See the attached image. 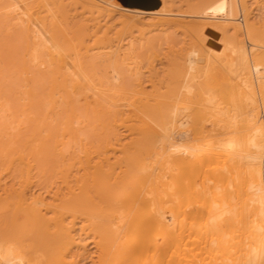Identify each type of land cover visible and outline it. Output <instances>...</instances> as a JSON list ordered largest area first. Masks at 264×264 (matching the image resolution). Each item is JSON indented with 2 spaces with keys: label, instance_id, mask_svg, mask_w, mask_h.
<instances>
[{
  "label": "bare ground",
  "instance_id": "bare-ground-1",
  "mask_svg": "<svg viewBox=\"0 0 264 264\" xmlns=\"http://www.w3.org/2000/svg\"><path fill=\"white\" fill-rule=\"evenodd\" d=\"M121 2L93 0V5L106 9L110 15L117 12L129 28L155 15L175 22L187 16L196 17L200 25L191 29L195 30L193 33L198 32L196 35L205 46L202 51L207 53V67L217 62L235 66L241 90L222 107L213 95L206 99L214 104L210 110L204 105L191 111L187 93H192L191 81L197 76L193 71L198 68L199 48L191 47L183 53L182 82H177L175 87L165 80L155 82L152 73L148 75L152 77V88L148 91L143 85L145 72L133 35L121 37L114 44L113 40L107 41L106 32V39L101 35L100 40L94 39L99 40L96 46L88 45L91 24H83L85 20L72 31L67 28L68 17H60L48 5L35 9L27 5L29 0H0V16L5 15L12 27L19 30L23 27L26 45L21 71L30 75L28 81L31 79L34 83L43 67H50L47 102L53 114L62 113L54 116L49 111L51 118L83 109L82 114L91 116L95 122L94 128L100 124L106 131V136L99 140L100 148L91 151L83 145L84 140L77 152L72 149L75 153L69 156L74 160L72 163L66 164L55 153L49 154L53 162L60 159L61 166L68 165L64 169L58 166L56 170L54 165L58 162L53 165V171L60 170L59 178L66 189L61 191L58 186L53 203H48L45 197L51 190L37 195L32 192L33 165L25 155L31 153L38 163L35 157L41 159L49 150L56 151L59 145L68 146L67 129L73 135L81 130L80 127L73 130L71 124L76 111L68 114L74 116L66 119L70 126L66 120L61 121L65 125L62 129L50 123L53 131L45 132L48 134L45 140L37 142L43 135L39 138L38 134H30L32 139L26 140L29 142L26 148L23 146L26 141L20 139L22 136L16 138L19 133L15 131L13 138L11 134L2 136L3 142L0 136L3 148L0 150L6 149L7 153L6 161H2L8 168H15L19 175L18 186L1 189L3 184H0L3 191L0 205L11 206L10 223L23 228L17 235L10 231V240H0V264H264V7L260 5L261 0L255 1L260 5L254 10L255 19L258 17L255 23L248 22L246 0ZM231 27L240 30V41L229 34ZM94 32L96 36L97 31ZM95 50L105 51V58L111 63L110 75L95 79L88 73L85 59ZM35 91L34 86H24V100H33ZM79 98L84 99L81 105L77 103ZM26 101L23 104L30 103ZM3 106L0 107V129L14 130L13 120L11 124L6 121L10 115ZM21 110L22 114H17L23 116L20 118L25 123L28 116ZM20 118L17 120L22 123ZM90 118L86 120L91 125ZM208 120L212 124L210 130L204 124ZM33 121L38 122V118ZM86 128L83 129L86 131ZM121 128L135 136L131 134L130 141H122ZM32 130L38 129L35 126ZM80 136L74 137L75 140ZM49 139L53 142L52 149ZM61 151L59 156L63 157L65 153ZM191 236L198 250L190 246Z\"/></svg>",
  "mask_w": 264,
  "mask_h": 264
},
{
  "label": "rangeland",
  "instance_id": "rangeland-1",
  "mask_svg": "<svg viewBox=\"0 0 264 264\" xmlns=\"http://www.w3.org/2000/svg\"><path fill=\"white\" fill-rule=\"evenodd\" d=\"M87 1L88 0H29V4L30 5L29 4H27V5L30 6V7L33 6L34 8L36 6H39V5H48L52 10H54L55 13L57 12L56 14H58L60 17L61 16H64L65 18L68 17L67 18V22H68L67 24H69V25H67V28L72 30V31L75 30L77 24L79 25L80 22L85 20L84 22H82L83 24H87L88 26H90V24H91V31H89V33L91 32V39L87 38L88 42L86 41V43H88V45H92L93 44L92 46H96L98 44L97 42H99V40H100L99 37L101 35L105 36L107 34V37H108L107 41L109 42V41L113 40L114 44L117 43V41H119L122 38H127V37H130V36L133 35V37L136 38L135 46L137 48H139L141 65L143 66V71L145 72V76L143 78L145 82H144L143 85L147 88L146 90H148V91H149V89L151 90V88H152L151 87L152 83L150 81V79H152V77L149 78L148 75H151L153 73L154 81L155 80H157V81L158 80H165L168 83L171 82V83H169L170 86L172 85V87H175L177 82H179L181 80L183 81V79H184V78L181 79L183 77V76H181L182 75V71H181L182 70L181 69V65L182 64L181 63L183 62V60H182L183 53H185V51H187L191 47L199 48L201 53L204 52L202 50L205 49V46H203V43L200 41L199 37L197 36V35H199L198 32L193 33V31H195V30H193V29H195V26L196 25H200L199 20H197L196 17H195V19H191L194 16H191V17L187 16L185 18L183 17V18H181V21L179 20V22H175V21H173V20H171L169 18H164L163 16H158V15L156 16L155 15L152 18L150 17L148 19L147 18L143 19L142 23H140L137 27L129 28V27H126L125 24L122 23L121 17H120V15L117 12L112 13L111 14L112 17H111L109 12L105 11L106 9L100 8L99 5H93L94 4L93 0H90L92 2H90V1L87 2ZM116 1H118L121 4H123L121 2V0H116ZM255 1L256 0H246V9H247L246 10V13H247L246 16L247 15L249 16V17H247V19L249 18V20H248L249 23H255V20L258 18V17H256V19H255V12L257 10V9L255 10V7L256 6L260 7V5H262L264 7V0H261L260 5H258V3H256ZM253 2H254V4H253ZM252 4H253V7L251 6ZM89 5H91V6H89ZM90 8L92 9V11H91ZM95 8H97L99 11L97 9L95 10ZM249 8H250V10H249ZM185 10H186V13L191 12V11H188L189 9H185ZM254 10H255V12H254ZM262 11L264 12V8L262 9ZM250 12L253 13L254 15L251 14ZM44 13H46V11H44L42 14H44ZM89 13H90L91 16L88 15ZM106 13H107V15H106ZM87 15H88L89 18L87 17ZM108 15H110V17ZM4 17H6V16L5 15L0 16V88H1L0 89L1 90L0 91V97H1L0 98V107L3 104L4 105L3 107L7 108L5 113L10 115L11 117L7 115L10 119L8 117H6L7 120H6V118L4 120L9 122L10 124L12 123L10 121L13 120V125H11V126H12V128H14V130H10V128L8 130H6V132H8L7 133L8 136H7V135H3L4 133L6 134V132H4V131H2L0 129V131H1L0 132V136L2 138V142H3V139H4L3 137L4 136L10 137V136H12V134L15 135L16 133H19L18 137L16 135V138H20L22 136V138H20V139L25 140V141L32 139V136H30V134L31 135L34 134V136L36 134H38L39 138H41V136L43 135L44 137L42 136L41 140H37V142L38 141L39 142L43 141V139L44 140L46 139V136L50 133V131H53L52 127H53L54 124H56L55 126H57V127L59 126L58 128L62 129L61 127L63 125V122L61 123V121H63V120H64V122L68 121V120H66L67 117L69 118V116H71V115H68V114H73L75 111H76L75 115H74L75 117L71 116L72 118L74 117V119H70L69 118L70 120H73V122L72 121H70V122H72L71 124H72V126H74L73 130H75V127H76V129H78L79 127L81 128V130H79L80 128L78 129L79 131H77V133L74 134L75 135L74 136L73 133L70 132L71 130L67 127L68 129L67 128L66 129L69 132L65 129L67 131V133H68V134L66 133V135H65V136H67V139H66L67 142L66 143L69 142L68 140H70V142L72 141L73 143L69 142L71 147H70L69 144H68L69 147L67 145H66L67 146L66 147L63 144L59 145L58 149L55 148L56 151L57 150L59 151V153L56 152L55 150L54 151L52 150L53 152L51 150H49V153H47V155L43 156V157H45L44 160L42 159L43 157L42 158L40 157L41 159H38V158L35 157V159L37 160L38 163L34 162L35 160H33V158H34L33 155H30L31 153L29 155H27V152H26L25 156L26 157L28 156L30 164L33 165L32 166L33 169H32V172H31V175H33L31 184H32L34 189L32 188V192H35V194L37 195V193H39V192H43L45 190H49V191L51 190L49 192V194L45 193V197L47 198L46 201L48 203H53L56 200L55 199L53 201V198H55V197H53L54 196L53 194L55 192H57L58 186L62 188L61 191H64V190L66 191V189L64 187L65 185L63 183H61V180L59 178L60 177V175H59V171L60 170L53 171V169L55 167H57V168L54 169V170H56L61 165H63V163L61 164V161L63 162V160H64V163H66V164L69 163V161L70 162L71 161L74 162V160H72V158L69 157L72 154H75L72 149H74V151L77 152L81 148L80 147V143L82 141H84V140L85 141H84L83 145L86 144L88 146V148H90L91 151H93V150H95L97 148H100L99 144H101V142L99 140L101 138H103V136H106L105 135L106 131L103 130V128L100 126V124H99L100 129L96 128V127H99V126H96L94 128V126H92V125H94L95 122L91 121V120H93L92 118H90L91 116L90 117L87 116L86 113H84L85 115L82 114L83 109H82V111H81V109H75L74 112L70 111V112H68V114L66 116L63 114L64 117L63 116L62 117H59V116L58 117H54L56 115H62V113L61 114H56V115L53 114L54 112L51 111V107L49 106V104L47 102L49 100V96H48V94L46 95V93L49 91V85H50V82H49V80H50V77H49L50 76V72H49L50 67L49 66H46V67L44 66L42 71L39 72L40 75H38V77L42 78V79L39 80V78H38V80H35L37 82V84L35 83V81L33 83V81L31 79L28 81V78H29L30 75L29 74H25V73L23 74V72L21 71L22 70L21 68H23V65L21 63V59H22V57H24V46L26 45V41H24L25 40V38H24L25 36L23 34V27H20V30L17 27L16 28L12 27L13 25L11 24V21H9L7 18H4ZM85 17H87V18H85ZM167 20H169V22ZM261 20H263V18ZM82 23H80V24H82ZM258 24L255 25V26H258ZM192 25H194V26H192ZM93 26H95V27H93ZM191 28H193V29H191ZM232 28L233 27L230 28L231 29L230 31H232V32H229V34L235 38V41H237L236 39H238V41H240L239 40V39H241L240 30L237 29V27L235 29L234 28L232 29ZM20 31L22 32L21 35L18 34V33H20ZM94 31H97L96 32V36L93 35L95 33ZM106 32H108V33H106ZM102 36H101V38H102ZM237 36H239V37H237ZM107 37L105 36L104 38L106 39ZM94 39H99V40L98 41H94ZM105 39H104V41H106ZM104 41H102V42H104ZM107 41H106V43H107ZM100 45L101 44H99L98 46H100ZM140 48H141V50H140ZM95 51H93V53L90 52L91 53V57L85 59L86 62L84 64H85V66H88L87 67L88 73L93 75V78H95V79L99 78V77H106V76L110 75V71H111V66L110 65H111V63H109V61L107 62V60L105 58V51H101V50L100 51H96V52ZM201 53L199 55L200 59L198 57V68H197V70L193 71V74H195L197 76H196L195 79H193L191 81V84L193 85V88H192V91H191L192 93H187V96L189 97L188 100L190 101V105H192L191 111H195L196 109H199V108H201V106H204V105H206L208 107L207 110H210L214 104L211 103V102H208L206 99H209L210 96H213V95L215 96V100L218 101V103H220L221 104L220 106L222 107V106H224L227 103L229 97L238 95V91H240L241 87H242L241 84H240L241 81H239L240 80V76H238V71L235 70V68H234L235 66L233 67V66H230L228 64L227 65H225V64L223 65V64L217 62V63H215V65L213 67L212 66L207 67V60H206L207 59V56H206L207 53H203V55ZM44 58H45V56H44ZM202 61H203V63H202ZM108 65L110 66V68H109ZM105 66H107V67H105ZM211 68H214V69H211ZM20 71L22 73H20ZM61 71H65V70H61ZM155 71H157V73H154ZM107 73H109V74H107ZM235 75H236V77H235ZM40 76H42V77H40ZM47 78H49V79H47ZM263 79H264V74H263ZM237 81H238V83L239 82L240 83L238 84ZM38 82H40L41 84L38 83ZM118 84H120V86L122 85L121 82H119ZM26 85L27 86H34V88H36L35 93L37 95H35L33 97L34 98L33 100L32 99H28V101H26V100H24V99H26L25 96L23 98L24 86H26ZM164 89H163V91L167 90V89H165V90ZM183 91L186 92L184 89H183ZM206 91H207V93H206ZM3 100H5V101L3 102ZM204 100H206V101H204ZM22 101L23 102H25V101L29 102L30 101L31 104L27 103V105H26L24 103L25 104L24 105ZM21 102H22V106H21ZM82 102H84V99L83 98H79L77 103L81 105ZM201 102L203 103V105H201ZM45 103H47V104L45 105ZM19 104H20V106H19ZM16 105H17V107H16ZM24 106H26V107H24ZM43 106L45 108H43ZM20 107L21 108H26V111L23 110V109L21 110ZM36 107H37V109H36ZM10 108H11V110H10ZM46 108H47V110H46ZM48 108H49V110H48ZM15 110L17 111L18 114H19L20 110L23 111V112H26L25 114L23 113V115H27L30 118H28L26 116L27 117L26 120L23 119V120H25V123H24V121H22L21 118H20V117H23V116L22 115L19 116L15 112ZM201 110H202L203 113L206 112L205 109H201ZM49 111L51 112L50 114L54 115L52 118H51V115H49ZM30 112L34 113L35 115L31 114ZM5 113L3 115H6ZM13 113L17 114L16 115L17 117ZM20 114H22V112H20ZM43 115L45 117H43ZM47 115H49L50 118H48ZM12 116L14 118H16V119L14 120ZM40 116H42L45 120H43V118L40 117ZM35 117L38 118V122H36V123H34V121H33ZM85 117L90 118V122H92L91 125L89 124V121L87 123L86 119H88V118L85 119ZM191 117H193V116H190V118ZM206 117H207V115H206ZM17 118L18 119L20 118L22 123L20 121H18ZM84 119H85V121H84ZM191 120H192V118H191ZM31 121H33V122H31ZM83 121H84V123H83ZM17 122H19L20 125H18ZM46 123H47L48 126L46 125ZM50 123H51L52 127H50L51 126ZM68 124L69 125H67V126H70L69 121H68ZM204 124H206L207 129H209V130L212 129V124H211L210 120L204 121ZM29 125H30V127L28 128ZM81 125H83L84 127L81 126ZM95 125H97V124H95ZM16 126H19L18 127L19 132H17L18 129H17ZM35 126H36V128L38 130H32V127L35 128ZM64 126L65 125H63V127ZM38 127H40V128H38ZM83 128H86V131L91 128L89 130V131L92 130L91 133H89L87 131L90 134V135H88L89 137H87L86 134H88V133H85L86 131ZM92 128H94V129H92ZM28 129L29 130L31 129V130L26 132V130H28ZM157 129L159 130L158 127H157ZM63 130H64V128H63ZM101 130H103V131H101ZM11 131H12V133H10ZM13 131H15L16 133L14 134ZM32 131H35V132L32 133ZM45 132H47L48 134H45ZM130 132L128 130L124 129V128H121L119 136H121L122 141H124V140L130 141L131 140L130 138L135 136L134 134H132ZM95 133H97V135ZM98 133H99V135H98ZM192 133L193 132L191 131L190 134H192ZM9 134H11V135L9 136ZM27 134L31 138L29 136H26ZM80 135L81 136L85 135V136H83L85 138L83 139ZM92 135L95 136V137H93ZM25 136H26V138H25ZM76 136L77 137L80 136L79 137L80 139L82 138L81 141H79V143L76 142V141H78L80 139L76 138L77 140H75V138H74ZM96 136H98L99 138L96 137ZM13 137H15V136H12L11 138H13ZM27 137H29L30 139H28ZM68 137H69V139H68ZM91 137H93V138H91ZM86 138H88V140L90 141L91 144H88V141H87ZM73 139H74V141H73ZM157 139H159V138H157ZM210 139H211V137H210ZM22 140H20V142ZM91 140H95V141L91 142ZM25 141H22V143L25 142ZM96 142H97V144H95ZM27 143H29V142L26 141L25 145H23L25 148L28 145ZM30 143L32 144L33 141L30 142ZM34 143H36V141H34ZM48 143H49V145L51 144L50 146H51V149H52L53 148L52 147V145H53L52 140H50ZM66 143H65V138H64V144H66ZM0 144H2V143H0ZM31 144H29V146ZM74 144H79V146H77V145L74 146ZM159 144L161 145V143H159ZM59 147H61L60 149H63L64 147H66V148H68L67 149L68 151L67 152L64 151V150L61 151V150H59ZM66 148H64V149L66 150ZM2 149L3 148H1V150ZM1 150H0V180H1L0 184L1 185L3 184V185L2 186L0 185V186H1V189L2 188L5 189V188H10L14 184L16 186L19 183V175H18V172L15 170V168H8V164L7 163H6L7 167H5L6 164L4 162L6 161L5 156H7V153L5 151L6 149L3 150V151H1ZM26 150L27 149H25V151ZM30 150H31V148L28 149L29 152H30ZM60 151L64 152L67 155L66 156L64 154V156L69 159V160L66 159L68 161H65V157L63 155H62L63 157L59 156L60 155ZM53 153L58 155L57 157L62 158L61 161H59L60 159H57V158L54 157L55 158L54 160L57 159L56 160L58 162L57 166L54 165V164H56L55 163L56 161L53 162L50 159L51 155H49V154H53ZM70 153H72V154L70 155ZM118 154H119V152H118ZM8 155H9V153H8ZM46 156L48 158H46ZM71 157H73V155ZM45 159H48V160L45 161ZM2 162L4 163V165H3ZM34 164H36L37 166H35ZM53 165H54V168H53ZM67 166H65V165L61 166L59 169H64ZM38 167L39 168L41 167V169L38 170L37 169ZM72 169H75V168H72ZM12 177H14L16 179H14ZM1 189H0V194L3 193V191ZM58 193H61V192H58ZM10 210H11V206H8L6 204H1L0 205V224H2V225H0V229H1L0 230V234H1L0 240L5 239V242H6V240H10L11 239L10 238L11 237V233H9L10 231H12L13 233H15L17 235V233L18 234L21 233V228H22V227L18 228L16 226L17 224L16 225H12L10 223L11 222V221H9L10 217L8 216L10 214ZM5 214H7L6 217H5ZM3 218H4V220H3ZM8 224L14 230L10 226H8ZM6 234H7V236L4 237V235H6ZM2 237H4V238H2ZM8 237H9V239H8ZM195 237L196 236H194V239H195ZM192 238H193V236H191L189 238L190 246H193L194 248H196V243L193 242ZM197 243H199L198 240H197ZM92 250H94V249H92ZM196 250H198V249L196 248ZM176 264H179V263H176ZM201 264H203V263H201ZM211 264H214V262H212Z\"/></svg>",
  "mask_w": 264,
  "mask_h": 264
}]
</instances>
